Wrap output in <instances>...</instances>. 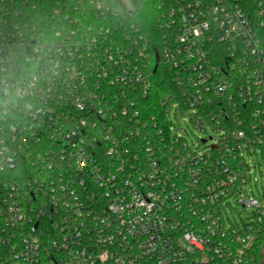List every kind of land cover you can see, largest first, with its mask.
<instances>
[{
    "label": "built area",
    "instance_id": "built-area-1",
    "mask_svg": "<svg viewBox=\"0 0 264 264\" xmlns=\"http://www.w3.org/2000/svg\"><path fill=\"white\" fill-rule=\"evenodd\" d=\"M83 1L0 0V83L23 90L0 92V264H253L264 0H155L149 35L143 0H87L94 28ZM159 66L167 93L143 103ZM172 115L214 135L190 142Z\"/></svg>",
    "mask_w": 264,
    "mask_h": 264
},
{
    "label": "trees",
    "instance_id": "trees-1",
    "mask_svg": "<svg viewBox=\"0 0 264 264\" xmlns=\"http://www.w3.org/2000/svg\"><path fill=\"white\" fill-rule=\"evenodd\" d=\"M57 1L61 0H37V4L44 8V10H49L52 8ZM107 4L114 5L116 7H121V0H103ZM149 4L152 5V9L149 7L146 0L142 1V4L138 7V11L135 13L132 22L136 23L141 32L146 35H149L152 31V20L151 24L148 25V21L144 20L147 16V13L154 17L156 15V8L153 3L155 0H148ZM86 7L85 10V21L88 25H91L93 28L95 25H99L100 21L94 19V6L90 4L87 0L81 2ZM149 11V12H148ZM144 18V19H143ZM161 68L158 67V70L151 74L153 80V88L150 94V97L145 99L143 103H158L160 99L167 93V82L165 78L160 74ZM251 257L253 264H264V232L256 239L255 243L251 248Z\"/></svg>",
    "mask_w": 264,
    "mask_h": 264
},
{
    "label": "rangeland",
    "instance_id": "rangeland-1",
    "mask_svg": "<svg viewBox=\"0 0 264 264\" xmlns=\"http://www.w3.org/2000/svg\"><path fill=\"white\" fill-rule=\"evenodd\" d=\"M146 1L148 4V8L150 7L152 9V5L149 4V1ZM144 20H154V17L147 13V16ZM172 118L175 127L181 129L183 133L188 137L190 142L194 141L195 143H197L205 137L214 135L210 129H207L206 131H201L197 127H195L191 122L184 120L181 116L178 120L175 119L173 115ZM211 143L212 141L208 140L207 144L210 145ZM201 147L204 146L201 145ZM255 161L258 163V158H255ZM260 171L261 170L259 165L256 164L254 174L251 178H249V181L246 184V191L249 193L250 196L259 199V201L264 204V175H262ZM254 178H256V180ZM221 209L225 223L227 225H238L239 227H241L243 223L249 219L252 213V210H245L236 199H231L228 204L223 203L221 205Z\"/></svg>",
    "mask_w": 264,
    "mask_h": 264
},
{
    "label": "clouds",
    "instance_id": "clouds-1",
    "mask_svg": "<svg viewBox=\"0 0 264 264\" xmlns=\"http://www.w3.org/2000/svg\"><path fill=\"white\" fill-rule=\"evenodd\" d=\"M22 89L15 83V78L12 75L3 78L2 83H0V92L12 98L11 103H15L17 98H22ZM0 103L3 100L0 99Z\"/></svg>",
    "mask_w": 264,
    "mask_h": 264
}]
</instances>
